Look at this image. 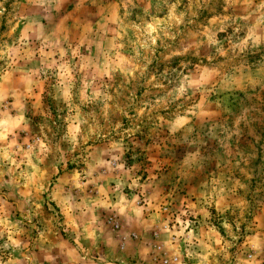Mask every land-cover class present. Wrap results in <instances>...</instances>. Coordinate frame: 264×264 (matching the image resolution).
<instances>
[{"label":"rangeland","instance_id":"obj_1","mask_svg":"<svg viewBox=\"0 0 264 264\" xmlns=\"http://www.w3.org/2000/svg\"><path fill=\"white\" fill-rule=\"evenodd\" d=\"M77 254L264 264V0H0V264Z\"/></svg>","mask_w":264,"mask_h":264},{"label":"crops","instance_id":"obj_2","mask_svg":"<svg viewBox=\"0 0 264 264\" xmlns=\"http://www.w3.org/2000/svg\"><path fill=\"white\" fill-rule=\"evenodd\" d=\"M125 232H126V230H125ZM127 233V232H126ZM128 234H132V232L131 233H128ZM121 236H123L122 237V249H124L125 248V246H126V243L128 242V241H130L129 239H127V238H125L124 237V235H122L121 234ZM128 236V235H127ZM126 236V237H127ZM130 236V235H129ZM128 236V237H129ZM136 242H134V243H139V240H138V235L136 234ZM125 238V239H124ZM131 239V238H130ZM77 257L78 258H75V259H73V260H66L65 262H63L62 264H84L83 263V261H84V258H83V256H81V255H79V254H77ZM132 261H135V262H132ZM96 264H140L139 263V261H138V258H129V257H125V255H123L121 258H119V259H116V260H105L104 262H97ZM174 264H178V262L177 261H174ZM199 264H201V263H199ZM202 264H206V263H202Z\"/></svg>","mask_w":264,"mask_h":264},{"label":"built area","instance_id":"obj_3","mask_svg":"<svg viewBox=\"0 0 264 264\" xmlns=\"http://www.w3.org/2000/svg\"><path fill=\"white\" fill-rule=\"evenodd\" d=\"M157 249H158V250H160V249H161V247H157ZM164 262L166 263L167 261H164Z\"/></svg>","mask_w":264,"mask_h":264}]
</instances>
